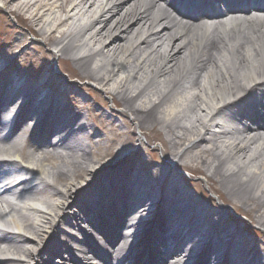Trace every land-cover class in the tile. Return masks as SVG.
Returning <instances> with one entry per match:
<instances>
[{"label": "bare ground", "instance_id": "bare-ground-1", "mask_svg": "<svg viewBox=\"0 0 264 264\" xmlns=\"http://www.w3.org/2000/svg\"><path fill=\"white\" fill-rule=\"evenodd\" d=\"M0 2L23 18L27 12L35 30L47 10L59 8L65 17L45 38L55 46V56L72 60L75 72L118 98L141 130L170 143L166 153L172 159L164 170L146 163L150 177L136 170L139 184L129 156L112 164L94 158L95 141L84 139V134L94 135L90 125L55 93L72 89L64 77L49 70L50 78L39 79L36 87L24 80L10 98L0 95V114L25 93L27 101L18 114L0 117V244L7 243L0 246V264H52L46 255L59 256L61 264H84L70 243L85 256L96 254L95 264H189L191 253H198L197 264H225L228 255L232 264H264L259 243L218 222L224 209L213 214L171 176L176 167L204 173L220 200L264 226V10L237 11L229 5L223 11L182 12L174 0ZM85 14L90 18L79 27ZM37 31L45 36L43 26ZM8 124L14 126L5 132ZM38 129L43 137L35 136ZM114 203L126 205L123 214ZM140 204L142 210L134 213ZM102 206L127 229L117 234L110 229L106 238L113 248L95 239L82 246L77 233L65 227L90 222L95 207ZM182 225L191 238L199 237L190 255L173 243ZM74 230L83 233L80 227ZM99 234L106 236L103 230ZM136 237L144 239L134 243ZM156 244L157 252L167 250L159 259ZM134 246H150L149 261Z\"/></svg>", "mask_w": 264, "mask_h": 264}, {"label": "rangeland", "instance_id": "rangeland-1", "mask_svg": "<svg viewBox=\"0 0 264 264\" xmlns=\"http://www.w3.org/2000/svg\"><path fill=\"white\" fill-rule=\"evenodd\" d=\"M90 15H82L78 26L81 27L88 22ZM27 17H30L27 12L23 18L13 13L11 7H6L3 2H0V59L2 61L0 68L3 70L10 66L7 72L2 71V74L18 75L19 79L21 78V81L19 80L20 85L28 80L32 87H36L39 79L47 80L50 78L47 71L54 70L72 85V89L66 92H64V87L55 93L62 105L82 113L84 121L90 125L88 132L94 135L88 137L87 134H84V139L85 141L88 139L92 142L95 141L93 143V155L96 160L100 159L101 162L105 161L106 164H112L129 156V160L136 164L134 176L137 180L139 175L136 174V170L141 175L145 174L150 177L146 163H150L151 167H159L158 169L164 170V166H167L172 160L166 153L171 150L170 143L155 138L152 130H141L118 98H114L109 91H104L95 81L75 72V70L77 71L75 63L70 59L56 57L54 54L55 46L45 41L46 36L51 33L52 26L58 25L59 19L65 17L59 8L47 10L43 21L39 24L34 23L36 30L32 28L33 21L31 24L27 21ZM42 26L45 36L38 34L37 31ZM60 28V31L66 30L69 25ZM56 34L57 36L60 35L59 32ZM110 84L113 86V81ZM20 85L17 84L16 88ZM47 88L52 89L51 87ZM51 91L53 92V90ZM70 93L75 101L70 97ZM25 94L20 97L16 104L25 100ZM96 133L99 136H95ZM162 135L165 139L169 138L166 130ZM130 138L132 139L129 140ZM99 139H101L100 142L96 144V140ZM117 150L120 152L114 153ZM106 151L112 153L101 157ZM171 176L173 177L172 180L179 183L183 189H188L189 193L197 195L196 198L198 199L195 200L211 209L213 214H216L219 209H224L223 213L217 217L218 222L222 226L229 227L228 230L240 229L245 234V238L251 239L254 244L259 243L256 250L264 256V226L253 221L245 211L241 212L237 209V206L230 203L225 204L220 200L219 196L211 190L204 173L194 174L184 167H176ZM173 191L170 190L169 193L173 194ZM71 212L76 214L78 211ZM65 228L69 233L74 232L72 228ZM78 236L80 239L84 238L82 233ZM100 240L105 242L104 238H100ZM68 246L71 248V245ZM73 253L82 257L77 251ZM56 259V261H52L50 256H44V260L48 262L63 263L59 256Z\"/></svg>", "mask_w": 264, "mask_h": 264}, {"label": "snow or ice", "instance_id": "snow-or-ice-1", "mask_svg": "<svg viewBox=\"0 0 264 264\" xmlns=\"http://www.w3.org/2000/svg\"><path fill=\"white\" fill-rule=\"evenodd\" d=\"M241 103L243 102V101H240ZM231 107H235V105H232ZM230 109H225L224 111L225 112H228Z\"/></svg>", "mask_w": 264, "mask_h": 264}]
</instances>
